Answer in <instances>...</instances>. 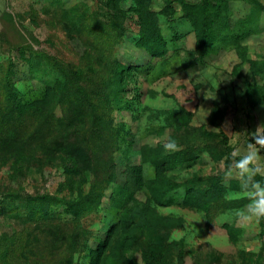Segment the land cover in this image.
Segmentation results:
<instances>
[{"label":"rangeland","instance_id":"1","mask_svg":"<svg viewBox=\"0 0 264 264\" xmlns=\"http://www.w3.org/2000/svg\"><path fill=\"white\" fill-rule=\"evenodd\" d=\"M180 1L202 0H0V79L10 70L16 98L73 119L59 146L87 152L92 169L69 186L61 158L42 155L50 125L20 152L0 125V264H60L68 251V264H89L112 229L103 264H264V218L237 214L248 199L225 175V158L264 127V11L254 23L252 1L228 0L229 21L203 50ZM149 13L166 40L162 57L136 46ZM118 66L128 69L121 85ZM78 69L90 80H70ZM79 83L96 94L83 108L89 120L75 115ZM170 138L177 150L164 148ZM156 165L172 182L163 203L148 187ZM107 171L117 180L102 181Z\"/></svg>","mask_w":264,"mask_h":264},{"label":"trees","instance_id":"2","mask_svg":"<svg viewBox=\"0 0 264 264\" xmlns=\"http://www.w3.org/2000/svg\"><path fill=\"white\" fill-rule=\"evenodd\" d=\"M255 4L256 12L254 15L253 22L256 23L259 12L264 11V5L257 2V0H250ZM229 2L226 0H202L200 3H187L185 1H180L182 17L188 21L191 28L193 29L195 35L196 46L206 50L215 45V42L220 35L221 29L224 28V22L229 21ZM164 13V11H162ZM142 30L140 31V38L136 41V46L140 49L145 50L152 57H162L166 54V40L161 35L160 28L158 25V21L156 17L152 14H146L143 17L141 22ZM28 47H23L21 50L25 51ZM2 67V66H0ZM128 69H123L118 66L115 68L114 74V83L121 85L123 83V75L127 72ZM68 74H70L68 72ZM70 80L72 79H83L84 81L90 80L89 77L81 70H73L72 75L68 76ZM83 80H80L84 83ZM78 83V82H77ZM79 97L82 99L80 101V106L74 110L76 117H82L86 115V119L89 120L92 116V113L84 112L83 108L91 107L94 99L96 98V94L89 92H85V88L82 87V84L79 83L77 85ZM51 89V88H50ZM0 90L3 93L4 102L0 106L1 117H0V125L4 130V134L7 135V139H12L14 145L18 147L19 150H24L27 147L28 141L31 140L33 142L42 143L43 136L45 135V126L48 124L51 126V131L54 132V140L53 147L48 149L42 155L45 156V160H49V156L59 157L62 160L63 168L66 170L69 178L72 176L80 175L82 173L90 172L91 169V161L90 156L87 152L76 148V147H60L59 146V133L60 127L63 124L72 123L74 120L70 119V121H63V118H57L54 114H48V112H44L43 106L45 102L43 100L33 101V100H20L15 96V90L13 88L12 83V75L11 71L8 70L3 74L0 79ZM46 91V95H47ZM88 92V91H87ZM124 108L127 111L132 109V105L130 102L124 103ZM95 113L93 112V117ZM33 120L34 125L31 124ZM32 122V123H33ZM32 126L34 128H32ZM163 131V130H162ZM3 134V135H4ZM93 133H86L87 138H89ZM99 135V134H98ZM97 136V135H96ZM5 137V138H6ZM90 139V138H89ZM91 140V139H90ZM101 167L106 168V163H99ZM157 174L156 178L148 185L153 193V200L155 203H163L164 197L166 196L168 190L172 187V182L168 179L164 178L163 171L161 166H157ZM114 171L108 173L106 172L105 179L102 181H108L110 183L113 179L117 180L118 174L113 175ZM121 175L123 176V183L121 184V190L124 192L126 189L130 190L131 185L128 183L126 179L125 172L122 170ZM74 177L67 182L69 186L75 184ZM86 181V177L81 178V184ZM96 193V192H95ZM94 193V194H95ZM97 194V193H96ZM86 197H88L86 195ZM98 197V196H97ZM187 203H191V199H186ZM149 208V207H148ZM150 209V208H149ZM124 214L120 216L119 219V227H124V223L121 220L122 217H127L130 210L125 208L123 209ZM125 228V227H124ZM114 229L109 231L110 235ZM109 233H106L103 241L99 242L98 246L89 251L90 262L89 264H103L106 261L107 251L109 248L110 239ZM71 258V253L66 252L62 262L60 264H68ZM127 264H136L130 263ZM148 264H151L148 262Z\"/></svg>","mask_w":264,"mask_h":264},{"label":"clouds","instance_id":"3","mask_svg":"<svg viewBox=\"0 0 264 264\" xmlns=\"http://www.w3.org/2000/svg\"><path fill=\"white\" fill-rule=\"evenodd\" d=\"M258 130L254 134V142H249L247 139L243 154L238 155L239 150H237L231 154V157L225 158L226 161H230L226 164L225 175L238 180L239 187L248 199L247 204L237 214L242 219L248 220L264 218V155H261V151L264 150V131ZM164 148L177 150L178 145L170 138L164 144Z\"/></svg>","mask_w":264,"mask_h":264}]
</instances>
